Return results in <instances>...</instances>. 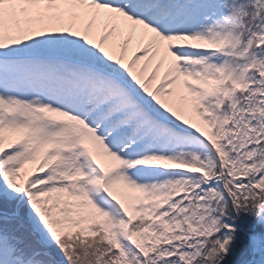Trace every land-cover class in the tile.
I'll return each mask as SVG.
<instances>
[{
  "label": "snow or ice",
  "instance_id": "obj_1",
  "mask_svg": "<svg viewBox=\"0 0 264 264\" xmlns=\"http://www.w3.org/2000/svg\"><path fill=\"white\" fill-rule=\"evenodd\" d=\"M0 264H264V0H0Z\"/></svg>",
  "mask_w": 264,
  "mask_h": 264
}]
</instances>
